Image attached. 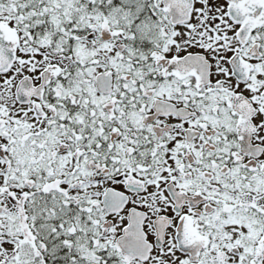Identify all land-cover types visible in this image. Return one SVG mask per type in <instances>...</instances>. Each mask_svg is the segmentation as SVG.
Segmentation results:
<instances>
[{"label":"snow or ice","instance_id":"obj_1","mask_svg":"<svg viewBox=\"0 0 264 264\" xmlns=\"http://www.w3.org/2000/svg\"><path fill=\"white\" fill-rule=\"evenodd\" d=\"M0 264H264V0H0Z\"/></svg>","mask_w":264,"mask_h":264}]
</instances>
